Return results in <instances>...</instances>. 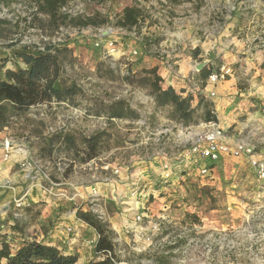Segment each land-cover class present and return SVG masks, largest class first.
<instances>
[{
    "label": "rangeland",
    "instance_id": "obj_1",
    "mask_svg": "<svg viewBox=\"0 0 264 264\" xmlns=\"http://www.w3.org/2000/svg\"><path fill=\"white\" fill-rule=\"evenodd\" d=\"M132 3L77 0L78 7L72 9L75 16L97 15V21L107 20L99 26H83L63 20L62 14L54 19L36 10L35 0H0V19L7 20L0 25V46H10V39L22 43L24 36L36 47L58 42L68 45L62 54V79L83 90L76 98L77 106L56 102L35 106L2 129L0 142L8 136L27 151L25 160H13L20 169L14 175L21 174L24 181L16 198L29 192V205L17 208L14 199L8 205L7 215L0 219V240L5 239L14 251L24 240L36 239L78 254V264H91L104 256L96 255L98 236L78 218L81 210L100 217L114 231L117 264H157L158 258H169L170 264H264V181L258 179L250 156L220 160L215 183L201 185L200 163L196 158L182 159L199 126L207 122L184 126L174 118L171 105L156 104L140 78L144 69L156 66L173 75L190 70L198 73L197 66L206 62L215 70L223 64L230 66L231 76H240L239 88L264 85V0H142L143 19L128 30L117 21L123 8ZM231 27L232 44L227 35ZM104 31L108 33L101 36ZM98 41L103 45L97 46ZM110 42L114 52L109 50ZM244 48L251 53L243 55ZM196 49L200 53L194 56ZM227 51L237 56L233 63L227 61ZM17 53L0 59V71L9 61L16 69L21 67ZM247 55L255 68L246 69L243 57ZM188 75L183 77L189 80ZM188 80L183 83L185 88L176 89L185 90L184 96L192 92L194 106L199 94L211 101L215 98L210 92L193 90L197 84L216 91L225 81L213 85L199 77ZM118 99H125L140 117L110 122L106 116L88 113L101 102L108 105ZM250 109L264 119V104ZM240 119L246 122L245 116ZM251 120L256 121L254 126L259 122ZM253 128L244 130L249 139L239 140L254 145V157L264 160L258 156L264 145L254 143L262 135ZM99 130L107 131L104 151L87 163L63 151L58 139L53 154L47 152L53 136L72 133L80 143ZM224 130L226 136L234 134L232 128ZM23 161L30 166L28 171ZM166 161L172 169L168 179L163 176ZM173 176L182 178L181 192L166 191ZM0 183L9 191L17 188L14 183ZM137 201L145 202L139 210L144 214L140 222H135Z\"/></svg>",
    "mask_w": 264,
    "mask_h": 264
},
{
    "label": "trees",
    "instance_id": "obj_2",
    "mask_svg": "<svg viewBox=\"0 0 264 264\" xmlns=\"http://www.w3.org/2000/svg\"><path fill=\"white\" fill-rule=\"evenodd\" d=\"M69 1L71 0H35L39 10L54 19L62 14L63 20L69 19V22L83 26H99L107 22L105 19L97 21V15L83 19L82 16L70 17L64 14L61 8ZM132 1V4L123 8L122 16L117 21L118 26L128 30L138 27L143 19V10L139 7V2L142 0ZM6 22L7 20L0 19V25ZM66 51L68 45L58 42L46 44L44 50H39L36 46H24L22 51L17 53L18 59L25 67L7 69L5 78L0 79V129L7 127L14 117L25 114L35 106L53 102L71 106L79 104L76 98L83 91L82 88L76 83L67 84L62 79V54ZM195 52L194 56L198 55L200 50L196 49ZM215 69L213 64H208L197 75L205 81ZM140 78L151 89L156 104L160 107L171 105L174 118L184 126L198 124L201 120L218 122L214 103L211 100L199 94L198 103L194 106L195 97L192 92L184 96L182 93L185 90L178 92L172 85L164 87L165 81L157 67L144 69ZM89 109L91 110H88V113L92 112L97 117L106 116L110 122L114 119L140 117L125 99L112 101L108 105L101 102L98 106ZM106 137L107 131L99 130L83 138L79 143L72 133L58 134L51 138L52 144L46 149L49 155L53 154L56 147L55 140H61L59 143L63 151L73 152L77 155L76 160L79 163H87L103 153ZM77 216L96 231L98 238L94 250L96 255L104 256L103 259L92 261L91 264H117L120 258L116 254L114 231L91 212L79 210ZM78 260V254L66 253L57 246L36 239L24 240L14 251L5 239L0 240V264H78ZM157 264H170V260L158 258Z\"/></svg>",
    "mask_w": 264,
    "mask_h": 264
},
{
    "label": "crops",
    "instance_id": "obj_3",
    "mask_svg": "<svg viewBox=\"0 0 264 264\" xmlns=\"http://www.w3.org/2000/svg\"><path fill=\"white\" fill-rule=\"evenodd\" d=\"M2 5L3 4L1 3V6ZM232 25H235L234 22H232ZM232 34H233V28L232 27H231V29L228 28V34L227 35L231 36V38H232L231 44L233 43V39H234ZM16 41L12 42V39H10L9 40V42H11L10 46H0V59L5 58L8 55H11L12 53H17V52L22 51L24 44H22L21 42L18 43ZM0 44H2L1 41H0ZM229 45H230V42H229ZM226 47L228 48L227 44H226ZM227 52L228 53L225 52L226 53L225 57L228 58L227 61L229 63H233L237 56L233 55V53H231L230 51H227ZM242 53H243V55H246V53H251V52H248L244 48ZM255 55L257 56L258 59H260L259 52L255 53ZM9 59L12 61V57H10ZM251 60L252 59H251L250 55L243 57V61H245V63L248 64V66L246 68L247 70L255 68V64ZM240 61H241V59H240ZM155 65H159V64L154 63L152 66H155ZM19 66L25 67V65L22 62H19ZM7 69L15 70L16 67H14L13 63L9 61V63L5 67V69H3V71H0V79L5 78V71ZM158 72L163 77V79L165 81V85H167V86L172 85L175 88L176 87H181V88L184 87L185 88L183 83L187 82L188 79L184 78L183 76L186 77L188 74L191 75L190 79L188 80L189 82L192 80L194 81V79L196 77H198L197 73L192 74V72H193L192 70L187 72L188 74L183 75L182 73L181 74L180 73H176V74L174 73V75H173L172 71H168V73H165V68L162 69L161 67H159ZM169 72H171L172 75H170L171 73H169ZM189 75H188V77H189ZM180 77H183V78H180ZM175 82H177V83H175ZM239 82H240V76L235 75V76H231L227 80L223 81L222 83H220L216 87V91H215L216 96H215V98L212 99V101L214 102V110L217 114L218 123L221 126H223L224 129L232 128V130L234 131V134L232 133V135H227L224 138V140L226 142L231 143V144H234L240 138H248V137H245V135H243L244 130L251 128V127L252 128L254 127L253 129H256L262 135L261 138L257 139L254 142L256 144V146L260 147L261 145H264V119L258 118V112L254 111V110L252 111L250 109V107L254 106V105H258V104L259 105L264 104V88H263L264 85L263 84H256L258 86V88H253L252 86H248L245 88H239ZM208 88L202 89L201 85L197 84V87L196 88L194 87L193 90L205 91L206 93H209L210 90ZM244 116L246 118V122H242L240 119L241 117H244ZM251 119H253V120L259 119V122L257 124H255V126H254V123H256V121L252 122ZM262 148L263 149H260V151H259L260 153H258V156L261 157L262 159H264V147H262ZM166 162L168 163V161H166ZM14 164L15 163H14L13 159H11V158L5 159L4 158L3 152L0 148V181L5 182L6 184L14 183L17 186V188L15 187L14 191H9V190L2 188L1 183H0V219H3L5 217V215H7L8 210L6 208L8 207V205L11 204L13 199L17 197V193L21 192L22 189L24 188L21 186V183L24 182V181H22V175L19 173L16 176L14 175V172H17L18 170H20L18 168V166L14 165ZM160 171L158 172L159 175H161ZM182 177H184V176H182ZM174 178H175V176H173L171 178L173 180V183L169 184V187L171 185H173V186L175 185L174 188L168 187V189L166 190V191H169V193H170V191L176 190V189H178V191L181 192V190L179 188L183 187V184L180 183L181 180H179L182 178H180L179 176L176 179H174ZM151 183H152L151 190L154 191V189L152 188L154 185V182L150 181V184ZM164 183H166V182H164ZM164 187H162L161 189H164ZM144 205H145V202H144ZM168 206L169 205H166V207H168ZM4 210H7V211H4ZM20 245H18L16 248H18Z\"/></svg>",
    "mask_w": 264,
    "mask_h": 264
},
{
    "label": "built area",
    "instance_id": "obj_4",
    "mask_svg": "<svg viewBox=\"0 0 264 264\" xmlns=\"http://www.w3.org/2000/svg\"><path fill=\"white\" fill-rule=\"evenodd\" d=\"M77 0H71L67 4H65L61 11L72 17L76 15V12H73V8ZM39 7L36 8L38 10ZM3 15H6V9H3ZM34 30V29H33ZM35 31V30H34ZM107 31L102 32L101 36H104ZM22 43L26 46L31 47L33 42L29 36H24V40ZM97 46L103 45V42L98 41L96 43ZM111 47L109 50L111 52L115 51L113 47V43L110 42L109 46ZM39 50H44V46L38 45L37 47ZM137 53L136 51L134 52ZM232 68L227 64H223L220 66L218 70H215L207 79V83H212L213 85L218 84L219 82L225 80L227 77L232 75ZM210 96H216L215 90H210ZM200 131L195 134V138L192 143H189L184 150V155L182 161H188L191 158H196V160L200 163L199 165V175L201 177V185H212L215 183V167L219 163L220 160H224V158L231 157V156H241L242 154H246L250 156L251 163L256 171L257 177L260 181H264V160H258L254 157V145L246 142L245 140H238L234 144H230L224 140L225 138V130L218 122L210 121L207 123L201 124ZM2 129H0V133ZM3 133V132H2ZM0 147L3 150V156L5 159H8L9 156L12 154L11 150L13 148H19L14 142V140L8 136H5L4 140L0 142ZM19 161V160H17ZM22 165H25L23 161ZM166 171L164 173V177L167 179L170 178L172 174V169L170 168V164L166 163L164 165ZM30 175V174H29ZM29 175L27 177H29ZM27 195L28 193H24L21 197L14 198L15 207L20 208L27 204ZM139 202L138 207H134L136 209L137 215L135 222H140L143 220L144 214L140 213V209H144V205L141 201ZM100 218V217H99ZM154 228L157 229L158 225H154ZM72 228H69L71 231ZM159 230V229H158Z\"/></svg>",
    "mask_w": 264,
    "mask_h": 264
},
{
    "label": "bare ground",
    "instance_id": "obj_5",
    "mask_svg": "<svg viewBox=\"0 0 264 264\" xmlns=\"http://www.w3.org/2000/svg\"><path fill=\"white\" fill-rule=\"evenodd\" d=\"M195 133H197V132H195ZM194 133V134H195ZM193 134V135H194ZM11 152H12V154L9 156V158H11L12 157V159H18L19 161H21V160H25L26 159V153H27V151L24 149V148H21V147H19V148H13L12 150H11ZM28 163H25V165H24V167L26 168V170L28 171L29 169H30V166L29 165H27ZM64 193V192H63Z\"/></svg>",
    "mask_w": 264,
    "mask_h": 264
},
{
    "label": "water",
    "instance_id": "obj_6",
    "mask_svg": "<svg viewBox=\"0 0 264 264\" xmlns=\"http://www.w3.org/2000/svg\"><path fill=\"white\" fill-rule=\"evenodd\" d=\"M205 66H206V62L199 64V65L197 66L198 71H201Z\"/></svg>",
    "mask_w": 264,
    "mask_h": 264
}]
</instances>
